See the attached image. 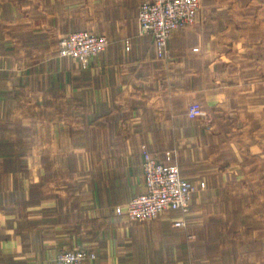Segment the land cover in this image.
<instances>
[{
	"label": "crops",
	"instance_id": "1",
	"mask_svg": "<svg viewBox=\"0 0 264 264\" xmlns=\"http://www.w3.org/2000/svg\"><path fill=\"white\" fill-rule=\"evenodd\" d=\"M55 1L40 0L42 12ZM75 1L84 5L34 31L31 7L23 15L17 0H0V264H55L75 248L95 255L80 264H179L192 232L172 226L179 211L138 221L115 208L144 190V145L206 182L186 221L231 210L195 200L211 179L264 163V0H200L166 58L139 34L145 0ZM51 29L50 39L33 37ZM81 30L108 39L88 68L49 56L61 35ZM191 103L202 110L194 119Z\"/></svg>",
	"mask_w": 264,
	"mask_h": 264
},
{
	"label": "rangeland",
	"instance_id": "2",
	"mask_svg": "<svg viewBox=\"0 0 264 264\" xmlns=\"http://www.w3.org/2000/svg\"><path fill=\"white\" fill-rule=\"evenodd\" d=\"M27 1L17 0V10L24 12L23 15H25L30 12L27 10L28 6L31 7L33 16L31 26L34 31H40V25L46 24V22L50 26L56 24V19H53L52 16H56L57 12L60 13L63 10L66 12L65 16H68L67 12L70 9L81 8L84 5L75 4V0H65L63 9V3L59 0V3L56 1L50 3L49 7L47 6L48 11L43 13L42 9L46 7L44 3L40 0H33L31 3ZM87 5L93 6L95 3ZM47 17L49 18L46 19ZM18 21L25 22V19ZM26 21L30 20L26 19ZM51 31L54 32L53 29ZM50 32L47 37L40 34H33V37L35 40L50 39L54 36ZM66 35L68 34L58 36V42L49 52V56L60 57L57 49L61 38ZM33 61L39 62V55L33 57ZM34 98L35 96H33V101ZM22 117L23 119L26 117V122H28V115ZM31 117L32 126H40V115L33 114ZM18 133L21 132L18 131ZM56 133L55 128L54 134ZM65 133L67 134V131ZM21 142L23 143V141ZM21 148L25 149L23 146L12 149L20 150ZM230 169L233 170L235 167ZM231 174L236 177L211 179L207 188L201 191L203 194L197 195L195 201L198 203H208L213 206L218 204L221 209L230 208L231 210H221L220 212L217 207H212V209L208 207V210L200 211L192 221L187 220L185 227L190 226L192 232L186 236V240L189 242L185 248L187 258L179 260V264H264V163L250 161L245 168ZM218 213L228 215L230 221H220ZM188 251L191 253L189 254Z\"/></svg>",
	"mask_w": 264,
	"mask_h": 264
},
{
	"label": "built area",
	"instance_id": "3",
	"mask_svg": "<svg viewBox=\"0 0 264 264\" xmlns=\"http://www.w3.org/2000/svg\"><path fill=\"white\" fill-rule=\"evenodd\" d=\"M199 7L200 0H145L138 9L139 34H150L157 56L166 58L168 39L173 32L195 22ZM107 44L106 36L81 30L61 38L57 53L60 57L76 58L81 68L86 69L90 59L100 54ZM201 113V107L197 103H191L187 108V115L191 119L197 118ZM141 149L144 190L125 204L116 206V214L124 215L130 220L143 221L179 211L181 216L171 218V224L174 228L185 227L191 199L196 192L206 187V182H193L184 178L178 166L171 161L169 152L165 153V161L161 162L144 145ZM94 257L91 251L75 248L58 253L55 264H80Z\"/></svg>",
	"mask_w": 264,
	"mask_h": 264
}]
</instances>
